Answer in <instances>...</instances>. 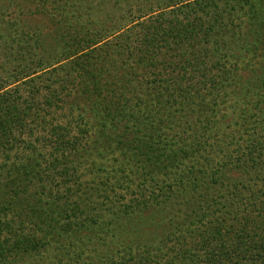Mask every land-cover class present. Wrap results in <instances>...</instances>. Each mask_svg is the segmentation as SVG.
I'll use <instances>...</instances> for the list:
<instances>
[{
	"label": "trees",
	"instance_id": "obj_1",
	"mask_svg": "<svg viewBox=\"0 0 264 264\" xmlns=\"http://www.w3.org/2000/svg\"><path fill=\"white\" fill-rule=\"evenodd\" d=\"M9 1L0 264H264V0Z\"/></svg>",
	"mask_w": 264,
	"mask_h": 264
},
{
	"label": "rangeland",
	"instance_id": "obj_2",
	"mask_svg": "<svg viewBox=\"0 0 264 264\" xmlns=\"http://www.w3.org/2000/svg\"><path fill=\"white\" fill-rule=\"evenodd\" d=\"M7 3H9V0H6ZM100 0H95L93 1V12L92 17L93 18H99V17H123L125 16H131V18L136 16V9L139 8L141 5V3H138L137 0H110L109 4H106L104 6H101L99 4ZM7 3L4 4H0V6H6ZM12 4L11 2L9 3V5ZM127 9H131L129 11H126ZM13 12V10L11 8H7L5 9V11L3 12L5 14L4 19L9 16L11 13ZM73 13V11H72ZM75 14V12H74ZM130 14V15H128ZM235 14V13H234ZM70 16H71V12H70ZM129 18V17H128ZM242 44L244 45V43L242 42ZM241 53L243 54L245 52V48L241 45L240 47ZM3 62V59L0 57V63ZM1 70H0V74H1Z\"/></svg>",
	"mask_w": 264,
	"mask_h": 264
}]
</instances>
